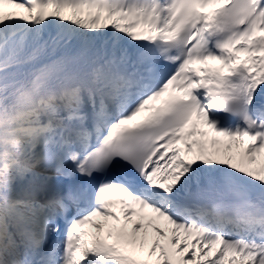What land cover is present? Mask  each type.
I'll list each match as a JSON object with an SVG mask.
<instances>
[{"label": "snow or ice", "instance_id": "obj_1", "mask_svg": "<svg viewBox=\"0 0 264 264\" xmlns=\"http://www.w3.org/2000/svg\"><path fill=\"white\" fill-rule=\"evenodd\" d=\"M257 154L264 0H0V264H264Z\"/></svg>", "mask_w": 264, "mask_h": 264}, {"label": "rangeland", "instance_id": "obj_2", "mask_svg": "<svg viewBox=\"0 0 264 264\" xmlns=\"http://www.w3.org/2000/svg\"><path fill=\"white\" fill-rule=\"evenodd\" d=\"M7 11H11V10L7 8L6 12H7ZM13 11L23 12L22 9H15V10H13ZM224 139H225V140H228L227 138H220L221 143L218 145V147H219L220 149H221V148H225V147L227 146V144L232 143V144H233L232 153H233V152H234V149H235V147H234L235 142H234V141H231V142L224 141ZM220 146H223V147H220ZM208 148H209V150H211V144H210V143H209V145H208ZM238 151H240V149H238ZM221 155H223V151H221ZM257 156H258L257 162L254 163V164L252 165V167H257V166H258V167H264V154H257ZM260 158H262V159H260ZM237 159L239 160V157H238ZM141 222H142L143 224L145 223V221H141ZM158 224H159L161 227H164V228H166V229H169V231H168V237H170V236H171L170 226H169V225H165V224H163L162 222H158ZM147 229H148L149 234L152 233V235H154V234L156 233V232H155V229H154L153 227H150V228H147ZM127 231H128V233H129V236H131V234H132V223H129V224H128V226H127ZM136 236H137L138 238H141V237L143 236V230H141L140 233H137ZM168 237H162V238H160V239H161V243H163V244H167V243H168ZM138 242H139V239H138ZM150 245H151V244H149V246H150ZM213 251H215V249H213Z\"/></svg>", "mask_w": 264, "mask_h": 264}, {"label": "bare ground", "instance_id": "obj_3", "mask_svg": "<svg viewBox=\"0 0 264 264\" xmlns=\"http://www.w3.org/2000/svg\"><path fill=\"white\" fill-rule=\"evenodd\" d=\"M8 9H10L11 11L15 10V8H8ZM6 10H7V9H6ZM204 139H208V138H204Z\"/></svg>", "mask_w": 264, "mask_h": 264}]
</instances>
